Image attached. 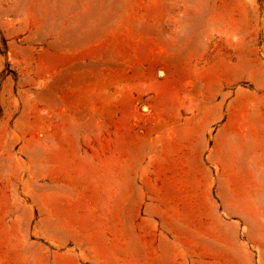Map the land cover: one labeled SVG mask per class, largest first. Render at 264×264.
<instances>
[{
  "label": "rangeland",
  "instance_id": "obj_1",
  "mask_svg": "<svg viewBox=\"0 0 264 264\" xmlns=\"http://www.w3.org/2000/svg\"><path fill=\"white\" fill-rule=\"evenodd\" d=\"M0 264H264V0H0Z\"/></svg>",
  "mask_w": 264,
  "mask_h": 264
}]
</instances>
